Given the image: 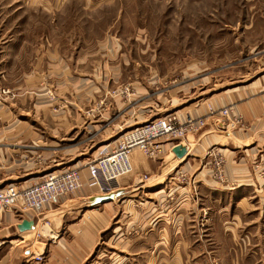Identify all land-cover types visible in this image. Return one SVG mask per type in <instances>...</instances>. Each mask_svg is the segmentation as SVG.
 <instances>
[{"label":"rangeland","instance_id":"374dc122","mask_svg":"<svg viewBox=\"0 0 264 264\" xmlns=\"http://www.w3.org/2000/svg\"><path fill=\"white\" fill-rule=\"evenodd\" d=\"M55 45L64 58L63 90L55 73L60 67L48 58ZM261 89L264 0H0V125L53 121L39 111L32 113V107L33 103L54 107L60 104L56 95L97 97L94 103L81 102L86 103L81 107L82 116L97 126L90 128L85 123L71 128L63 139L54 134L42 137L47 144L26 148L34 157L25 155L23 158L31 160L22 164L25 167L15 169L36 171L47 163L50 172L58 159L71 158L80 159L71 167L83 169L88 159L112 151L122 134L151 118L169 113L204 116L205 126L188 135L187 140L160 141L174 143L173 146L178 141L189 143L186 156L203 162L206 158L208 176L224 187L230 182L224 177L225 159L234 155L250 162L255 185L215 190L229 204L223 214V219L229 221L226 226L231 229L236 223L232 255H237V264H264V141L262 137L246 136L249 120L242 109L249 97ZM38 95L48 99H38ZM220 97L231 100L214 106L216 113L209 115L208 105ZM9 102L15 103L11 105L19 114L8 113ZM64 102L65 106L74 104L73 100ZM104 109L106 116L99 121L97 113ZM223 110L228 114L223 115ZM210 123L218 127L206 134ZM17 134L0 130V147L17 140ZM209 134L213 135L207 141L205 136ZM253 139L259 142L257 146L251 142ZM168 158L162 145L155 160L167 162ZM216 160L223 161L220 179ZM14 165L0 158V177ZM180 166L172 172H177L182 184L192 182L195 187L193 177L197 171L190 174ZM133 174L120 178V184L126 185V179H132ZM42 176L40 173L31 175L29 181L15 178L8 182L33 183ZM196 188L192 198L201 207L203 219H196L191 227L195 240L191 248L197 253L193 264H232L219 216L211 213L209 200L200 199ZM38 229L43 234L49 232L46 224H40ZM242 236H248V242H240ZM33 238L35 230L25 237ZM13 252L12 245L0 244V264H14L15 260L9 261Z\"/></svg>","mask_w":264,"mask_h":264},{"label":"crops","instance_id":"0c3cea01","mask_svg":"<svg viewBox=\"0 0 264 264\" xmlns=\"http://www.w3.org/2000/svg\"><path fill=\"white\" fill-rule=\"evenodd\" d=\"M48 58L60 67L55 73L63 90L64 58L60 56L57 45L52 48V55ZM38 96V99H48L45 95ZM4 97L9 96L5 95ZM56 97L60 104L58 103L54 107H51L53 105L49 103L47 106L33 103L32 107V113L39 111L43 116H50L53 121H43V124L31 125L22 123L0 125V130L18 133L15 135L17 140L14 139L8 146L0 147V158L15 164L4 173L2 172L0 184L11 183L8 181L15 178L29 181L31 175L40 173L44 175L48 172L47 163L44 167L35 168L36 171H31V168L22 171L15 169L16 166L25 167L22 164L29 162L34 157L33 154H30L32 151L26 148L42 143L47 144V141H43L42 137L48 138V136L57 135L56 138L63 139V134L71 128L80 127L85 123L86 127L97 126L98 123H92V120L86 121L81 110V107L86 105L85 102H81L93 101L94 103L96 95H70V97L56 95ZM64 100H73L74 104L68 103L65 106ZM229 100H231L229 97L216 98L212 105L219 107L222 102ZM116 102L118 101L116 100ZM11 104L15 103L9 102L8 113L11 116L19 114L20 111L12 107ZM108 104H105V109ZM105 109L98 111V120L106 116ZM242 109L246 110L249 120L246 136L251 134L253 137H262L264 141V89L251 95L247 103L242 105ZM209 126L211 128L206 130V134L214 129V126L218 127V124L210 123ZM20 134L21 136H18ZM212 135L205 136V140H210ZM21 138L23 139L20 140ZM28 140L30 141L28 142ZM251 142L256 146L259 144L256 139ZM176 144H181L189 150V143L185 141H178ZM173 145L174 143L170 142L163 144L167 157H169L167 162H164L166 159L157 161L155 158L146 156L143 158L138 150L132 151L130 157L133 165V178L126 179V185H121L119 189L111 192L115 194V197L110 201L99 202V198L107 194L93 193L83 187L62 197L56 205L46 207L40 216H36L33 211H25L21 214L4 209L6 211L0 212V244H9L14 248L9 261L15 260L14 264H193L192 260L196 258L197 253L191 248L195 241L191 234V227L196 219L198 220L200 217L201 220L203 219L201 207L199 208L196 205L197 201L192 198L193 189L197 187L200 199H208L212 208L211 213L214 212L219 216L222 234L225 235L228 247L230 245L232 264H237V255L234 252L232 255V251H234L233 229L236 223L233 222V227L230 226L231 229L226 226L229 221L223 219V214L228 210L229 204H226L219 194H215V190H235L239 187L247 188L252 184L255 185L254 175L249 167L250 162L248 163L245 159H237L234 155L225 159L224 177L230 182L227 187H224L208 176V169L205 167V161L208 163L206 158L203 162V159H196L189 155L183 158L176 157L172 152ZM233 150L238 151V148L233 147ZM25 155L32 157L23 158ZM16 156L19 158H15ZM79 160V158H71L66 161L58 159L53 169L50 170H62L63 166L71 167ZM60 163L64 165L60 166ZM179 165L190 174L191 171H197L193 177L196 183L195 187L192 182L182 184L178 181L181 179L177 172L175 174L172 172V169ZM144 174L148 176V179L140 178ZM26 184H30V182ZM128 186L131 187V190L127 189ZM164 201L168 203L160 204ZM203 211L205 212V210ZM41 217H45V219ZM23 220L33 222L30 229L24 231L18 229V225ZM45 220H47V224ZM40 224L48 225L50 233H41L40 228L38 229ZM34 230L36 238L25 239ZM37 232H40L39 236H37ZM247 237L242 236L240 242H248ZM101 238L104 240L101 241ZM101 248L110 251L104 252ZM37 254H43V259L35 260L34 257ZM2 259L7 258L3 257Z\"/></svg>","mask_w":264,"mask_h":264},{"label":"built area","instance_id":"2783aa9c","mask_svg":"<svg viewBox=\"0 0 264 264\" xmlns=\"http://www.w3.org/2000/svg\"><path fill=\"white\" fill-rule=\"evenodd\" d=\"M208 106L209 115L216 113L214 105ZM222 114L228 113L223 110ZM205 119L204 116L179 117L172 113L151 118L122 134L112 151L88 159L83 169L71 167L50 171L40 181L30 184L0 185V210L10 209L18 213L33 211L37 216L46 207L56 205L62 197L84 186L93 193L109 194L119 189L120 178L131 172L130 153L133 148L140 149L149 158L158 157L163 145L161 139L187 140L188 135L196 134L205 126ZM222 164L221 160L214 163L217 179L222 176ZM39 235L40 232H37ZM34 259L42 260L43 254L35 255Z\"/></svg>","mask_w":264,"mask_h":264},{"label":"water","instance_id":"95a60500","mask_svg":"<svg viewBox=\"0 0 264 264\" xmlns=\"http://www.w3.org/2000/svg\"><path fill=\"white\" fill-rule=\"evenodd\" d=\"M172 151L175 153V155L179 158L186 156L187 154V148L181 144H176ZM115 197L114 193H109L107 195H105L104 197L99 198V202H106V201H110ZM32 221L31 220H23L19 225H18V229L21 231L30 229L32 226Z\"/></svg>","mask_w":264,"mask_h":264},{"label":"bare ground","instance_id":"6f19581e","mask_svg":"<svg viewBox=\"0 0 264 264\" xmlns=\"http://www.w3.org/2000/svg\"><path fill=\"white\" fill-rule=\"evenodd\" d=\"M134 150H139V151H141L140 149H138V148H133L132 149V151H134ZM132 151H131V153H132ZM142 152V151H141ZM131 153H130V156H131ZM143 153V152H142ZM144 154V153H143ZM144 156H146L145 154H144ZM153 158H156V157H153ZM130 161H131V157H130ZM132 163V162H131ZM131 172H133V165H132V170H131ZM130 172V173H131ZM141 179H143V180H146V179H148V177H147V175H142L141 177H140Z\"/></svg>","mask_w":264,"mask_h":264}]
</instances>
